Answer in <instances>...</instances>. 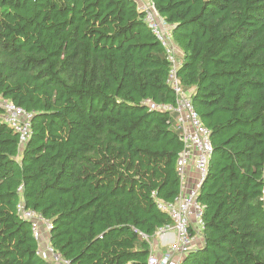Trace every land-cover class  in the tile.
<instances>
[{
	"label": "trees",
	"instance_id": "1",
	"mask_svg": "<svg viewBox=\"0 0 264 264\" xmlns=\"http://www.w3.org/2000/svg\"><path fill=\"white\" fill-rule=\"evenodd\" d=\"M152 2L214 149L181 264H264V0ZM170 69L136 0H0V98L33 115L22 145L0 107V264H53L21 202L70 264H147L181 193L177 116L145 104L176 106Z\"/></svg>",
	"mask_w": 264,
	"mask_h": 264
},
{
	"label": "built area",
	"instance_id": "2",
	"mask_svg": "<svg viewBox=\"0 0 264 264\" xmlns=\"http://www.w3.org/2000/svg\"><path fill=\"white\" fill-rule=\"evenodd\" d=\"M139 9L145 14V21L157 39L165 48L166 56L171 64L168 85L177 96L176 106L156 105L150 101L145 104L156 111L172 112L176 114L177 128L180 132V140L184 149L177 161L178 173L181 179V193L174 203H166L158 200L157 206L166 212L173 221V225L159 229L167 232L171 228L176 232L177 243L175 246L159 255L151 252L147 264H181L188 255V249L193 243L201 239L204 230L205 207L198 201L200 190L208 176V167L213 154L211 133L202 123L199 114L195 110L189 93L186 92L178 76L181 66V54L176 46L172 27L160 16L152 0H136ZM146 1V2H145ZM161 24L165 25L164 30ZM0 107L4 111L3 121L10 125L20 136L22 145H25L32 136L31 123L33 115L16 106L10 101L0 98ZM193 170L194 172L192 173ZM22 191V188L19 189ZM20 216L32 226L34 237L39 241L49 235L53 229L52 223L34 210H28L21 202L18 206ZM144 239L147 236L142 234ZM192 250V249H191ZM45 259L53 264H70L50 245L38 251Z\"/></svg>",
	"mask_w": 264,
	"mask_h": 264
},
{
	"label": "rangeland",
	"instance_id": "3",
	"mask_svg": "<svg viewBox=\"0 0 264 264\" xmlns=\"http://www.w3.org/2000/svg\"><path fill=\"white\" fill-rule=\"evenodd\" d=\"M147 1V0H146ZM145 1V2H146ZM164 27H166L165 25H163V24H161V28L164 30ZM174 230H173V228H171L169 231H167V232H162V231H160V233L159 232H157V235H156V239L158 238V239H161V237H163V236H165L166 234H168V233H170V232H173ZM176 231V230H175ZM174 231V232H175ZM177 232V231H176ZM175 232V233H176ZM46 236V238H41V239H39V244H40V248H42V249H44V247L47 245V244H50L51 245V243H50V238H49V235H45ZM176 243H177V237H176V240H175V242L174 243H170L169 244V247H167V248H170V246L171 247H173V246H175L176 245ZM200 243H202V244H200ZM198 245L200 246V247H198ZM52 246V245H51ZM203 246V239L201 238V239H198V240H196L194 243H193V245H191L190 247H189V249H188V251L190 252V251H192V250H195V249H199V248H201ZM154 248V246L152 247V249ZM192 249V250H191ZM152 251H154V250H152ZM166 252V251H165ZM164 252V253H165ZM188 252V253H189ZM163 253V254H164ZM159 255H162V254H159ZM54 263V262H53Z\"/></svg>",
	"mask_w": 264,
	"mask_h": 264
},
{
	"label": "crops",
	"instance_id": "4",
	"mask_svg": "<svg viewBox=\"0 0 264 264\" xmlns=\"http://www.w3.org/2000/svg\"><path fill=\"white\" fill-rule=\"evenodd\" d=\"M192 173L194 172L193 170H191ZM176 233L170 232L168 234H166L165 236L161 237V239H155L152 241L154 248L152 250H154L155 253L157 254H163L165 251L168 250L167 247H169L170 243H174L176 240ZM46 238V237H45ZM202 244V243H200ZM198 247H200L198 245ZM196 250V249H195Z\"/></svg>",
	"mask_w": 264,
	"mask_h": 264
}]
</instances>
